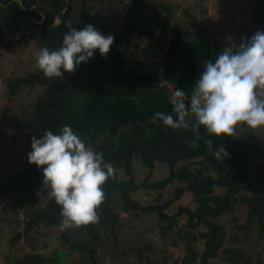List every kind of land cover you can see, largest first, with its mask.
I'll return each mask as SVG.
<instances>
[{"label": "trees", "instance_id": "1", "mask_svg": "<svg viewBox=\"0 0 264 264\" xmlns=\"http://www.w3.org/2000/svg\"><path fill=\"white\" fill-rule=\"evenodd\" d=\"M107 1L128 5L123 23L113 32L98 12L90 13V0H0V44L15 55L18 45L27 47L28 42L37 47L36 60L41 48L59 49L65 33L70 31L69 24L77 30L91 24L103 35L114 37L106 57L97 49L94 57L79 64L74 73L64 72L63 77L52 78V82L38 65L27 74L12 70L6 76L9 99L24 85L47 79L30 109L21 116L13 114L15 125L23 129L27 146L31 147L33 136L39 138L45 131L59 134L68 125L114 166L115 178L103 185L105 200L98 209L99 222L79 230L87 238V242L78 243L88 264L98 262L97 248L105 244L100 240L102 225L114 235L109 245L114 248L118 242L116 226L121 222L116 210L117 196L125 211L154 212L161 236L176 232L171 242L182 249V255L167 264H216L211 259L219 254L229 264H264V257L236 246L251 230L258 238H264V128L253 130L245 126L235 138H217L203 127L198 131L173 130L160 120L152 123L150 119L156 112L172 113L173 91L182 88L190 95L205 62L214 61L229 41L212 39L207 24L196 19L188 28L173 23L166 38V18L157 21L155 17L162 9L166 16L171 15L168 6L150 2L155 21L149 25L143 9L146 0ZM250 2V27L232 38L233 50L245 42L243 38L250 39L258 30H264V0ZM56 18L60 20L52 25ZM156 26L159 32L155 47H149V40L138 49L134 37H151ZM160 80L167 81V86L159 87ZM168 83H172L171 92ZM207 140H212L211 149ZM190 142L199 147H190ZM222 147L229 153L223 160L215 155ZM253 156L260 159L253 161ZM142 190L150 197L143 199ZM49 191L42 169L29 163V156L22 157L21 166L9 174L0 170V220L13 224V239L21 235L19 225L26 232L38 225L60 223L61 207ZM180 199L184 203L178 202ZM237 203L245 206V219H226L232 220L235 227L228 237L233 244L227 245V223L219 217L233 212ZM197 241H201V247L196 246ZM152 248L149 242L132 243L121 254L146 257L145 263L152 264L147 253ZM16 262L67 264V252L59 247L52 255L30 251Z\"/></svg>", "mask_w": 264, "mask_h": 264}, {"label": "clouds", "instance_id": "2", "mask_svg": "<svg viewBox=\"0 0 264 264\" xmlns=\"http://www.w3.org/2000/svg\"><path fill=\"white\" fill-rule=\"evenodd\" d=\"M69 28L59 49L45 47L37 53L36 63L49 82L63 77L64 72L74 73L79 64L94 57L97 49L106 57L114 43L112 35H103L91 24L81 30L71 24ZM227 39L229 45L214 61L205 62L190 95L182 88L173 91L170 104L175 115L156 112L150 118L152 123L160 120L173 130L198 131L203 127L217 138H235L245 126L264 128V30H258L250 39L243 38L245 42L235 50L232 37ZM158 84L164 88L167 81ZM206 144L212 148V140ZM31 147L29 163L42 169L49 196L61 207V228L97 224L98 209L105 200L103 185L115 178L113 164L106 163L103 153L87 145L68 125L59 134L45 131L39 138L33 136ZM190 147L199 145L190 142ZM215 155L223 160L229 153L222 147Z\"/></svg>", "mask_w": 264, "mask_h": 264}, {"label": "rangeland", "instance_id": "3", "mask_svg": "<svg viewBox=\"0 0 264 264\" xmlns=\"http://www.w3.org/2000/svg\"><path fill=\"white\" fill-rule=\"evenodd\" d=\"M150 2L162 4L172 9L171 15L166 16V10L162 9L161 14L155 18L157 21L167 20L166 34L169 36V27L173 23H179L183 28L192 26V20H200L207 24L212 39L227 40L239 32L250 27V14L253 3L250 0H146L143 9L147 11L148 24H153V8ZM90 13L98 12L100 17H104L106 26L110 32L123 23L124 12L128 9L126 2L115 3L107 0H90ZM117 15V18H115ZM91 18H94L91 16ZM57 19V18H56ZM154 35L146 37L144 35L134 37L138 49L146 46L150 40L155 47L156 34L159 28L155 27ZM35 43L28 42L27 47L18 45L16 55L0 44V170L9 174L13 169L21 166L22 157L29 156L32 147L27 146L23 129L17 127L14 122V115L21 116L22 113L30 109L34 98L42 91L47 79H40L31 86L24 85L12 98H8L6 93V76L14 70L17 73L27 74L37 65L35 54ZM232 44V41H231ZM32 46V47H31ZM146 54V53H145ZM159 52L157 55L159 56ZM142 57L144 54L139 53ZM169 84V91L172 83ZM171 92V91H170ZM257 134V132H255ZM262 133H264L262 131ZM260 157L253 156V161H258ZM147 170V167L142 169ZM166 193V191L164 192ZM140 196L145 199L150 197L142 190ZM116 210L119 212L121 224L116 226L117 240L113 248L114 235L111 234L107 226L98 224L100 240L103 246L97 248L98 262L96 264H146V257L138 258L133 253L121 254L122 249L132 243L140 245L149 242L153 248L148 250L152 264H167L173 258H180L182 249L174 246L171 240L176 236V232L170 231L167 236L159 234V221L154 212L150 210L139 211L137 214L122 209L118 196L115 198ZM183 202V200H178ZM22 217V213L19 215ZM231 216H237L238 221L245 219V206L237 203L233 212L223 214L219 219L227 223L226 244L232 245L228 239L234 230ZM84 227V226H83ZM13 224L10 225L0 220V264H17L16 260L25 252L40 251L45 255L52 253L59 247L67 252V264H88L86 253L81 250L79 241H86L87 238L80 228L63 230L59 224L51 226L38 225L23 232L22 225L17 226L21 232L18 239H13ZM65 233V236L63 235ZM197 247H201V241L195 242ZM181 243H179L180 245ZM244 246L254 256L264 257V238H258L255 230H251L249 235L236 246ZM181 247V245H180ZM211 262L216 264H229L224 257L219 254L212 258Z\"/></svg>", "mask_w": 264, "mask_h": 264}, {"label": "water", "instance_id": "4", "mask_svg": "<svg viewBox=\"0 0 264 264\" xmlns=\"http://www.w3.org/2000/svg\"><path fill=\"white\" fill-rule=\"evenodd\" d=\"M64 9H65V8H64ZM34 20H36V19H34ZM42 20H43V18H41L40 20H36V21H37V22H40V21H42ZM59 20H60V19L57 18V19L53 20V21L51 22V24L53 25V24L57 23Z\"/></svg>", "mask_w": 264, "mask_h": 264}]
</instances>
